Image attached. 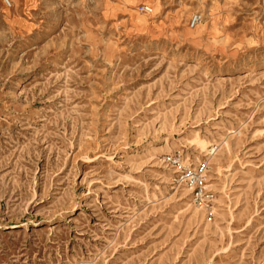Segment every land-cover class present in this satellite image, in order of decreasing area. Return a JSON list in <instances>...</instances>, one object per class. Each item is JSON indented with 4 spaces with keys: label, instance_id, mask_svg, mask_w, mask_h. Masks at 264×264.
<instances>
[{
    "label": "rangeland",
    "instance_id": "374dc122",
    "mask_svg": "<svg viewBox=\"0 0 264 264\" xmlns=\"http://www.w3.org/2000/svg\"><path fill=\"white\" fill-rule=\"evenodd\" d=\"M10 1L0 264H264V0Z\"/></svg>",
    "mask_w": 264,
    "mask_h": 264
},
{
    "label": "built area",
    "instance_id": "2783aa9c",
    "mask_svg": "<svg viewBox=\"0 0 264 264\" xmlns=\"http://www.w3.org/2000/svg\"><path fill=\"white\" fill-rule=\"evenodd\" d=\"M9 7L12 6L10 0H4ZM139 11L143 14L150 15L153 9L149 6H140ZM203 20L201 14H194L190 19V26L197 27ZM165 163L180 175V180L191 190L192 202L195 205L203 206L207 201V171L208 164L206 162L199 163L196 167L184 161L182 154H171L165 158Z\"/></svg>",
    "mask_w": 264,
    "mask_h": 264
}]
</instances>
